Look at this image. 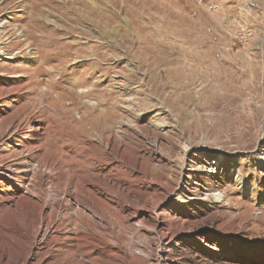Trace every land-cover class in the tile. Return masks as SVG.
I'll return each instance as SVG.
<instances>
[{
	"label": "rangeland",
	"instance_id": "1",
	"mask_svg": "<svg viewBox=\"0 0 264 264\" xmlns=\"http://www.w3.org/2000/svg\"><path fill=\"white\" fill-rule=\"evenodd\" d=\"M0 25V264H264V0H0Z\"/></svg>",
	"mask_w": 264,
	"mask_h": 264
},
{
	"label": "bare ground",
	"instance_id": "2",
	"mask_svg": "<svg viewBox=\"0 0 264 264\" xmlns=\"http://www.w3.org/2000/svg\"><path fill=\"white\" fill-rule=\"evenodd\" d=\"M4 26V25H3ZM0 27H1V25H0ZM0 34H2V31L0 30ZM5 56V59H7V60H11L12 58H13V55L12 54H5L4 52H3V50L0 48V60H1V58L2 57H4ZM166 57V56H165ZM145 58V57H144ZM154 58V57H153ZM156 58V57H155ZM162 59V58H161ZM160 59V60H161ZM153 60V62H154V59H152ZM156 60H157V58H156ZM159 60V59H158ZM143 61H145V59H143ZM163 61V60H162ZM145 63V62H144ZM143 63V64H144ZM18 76L16 75L14 78H17ZM152 79H153V77H152ZM130 83H132V82H130ZM161 109V108H160ZM159 112V111H158ZM120 127L119 128H123L124 129V127H127V128H129L130 129V123H120V125H119ZM112 139H114L115 141H117V138L116 137H113ZM118 142V141H117ZM102 158H104V159H109V154H108V152H107V149L104 147V149H103V152L101 153V155H100ZM48 160H51L52 162H54V160H53V158H52V156H49V159ZM50 162V161H49ZM46 164V163H45ZM124 167V165H119V168L120 169H122ZM32 172V169H31V167L29 166V165H24V167L21 169V170H19L18 171V173H23L24 175H25V177L22 179V180H15V181H17L18 183H19V185L21 186V187H24V190L26 191V192H28L29 191V186H30V180H31V176H30V174L29 173H31ZM66 176H67V178H70V176H69V172L67 171V173L65 174ZM36 197H38V199L41 201V203L44 205V206H48V201L45 199V194L43 195V194H40V193H35L34 194ZM50 198V197H49ZM218 200H219V198H217ZM72 224L71 225H69V226H67L66 227V230L67 231H76L77 229H78V227H77V225H76V223L75 222H71ZM54 229H56V231L58 230V226L57 225H55V224H52V223H50L49 221H47L46 222V217H44V216H41V219H40V223H39V226L37 227V228H35V230H34V232H33V234H32V239H33V242L31 243V247H33V248H35V249H37L38 248V245L40 246V245H42V239H41V241L39 240V237H40V234L41 233H44L45 234V236H49V235H51L52 234V230H54ZM55 231V232H56Z\"/></svg>",
	"mask_w": 264,
	"mask_h": 264
}]
</instances>
